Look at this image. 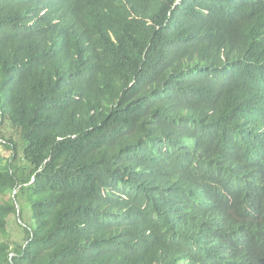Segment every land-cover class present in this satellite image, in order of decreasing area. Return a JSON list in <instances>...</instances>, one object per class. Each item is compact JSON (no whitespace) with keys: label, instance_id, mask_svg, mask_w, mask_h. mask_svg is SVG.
I'll return each mask as SVG.
<instances>
[{"label":"trees","instance_id":"16d2710c","mask_svg":"<svg viewBox=\"0 0 264 264\" xmlns=\"http://www.w3.org/2000/svg\"><path fill=\"white\" fill-rule=\"evenodd\" d=\"M250 263L264 0H0V264Z\"/></svg>","mask_w":264,"mask_h":264},{"label":"rangeland","instance_id":"374dc122","mask_svg":"<svg viewBox=\"0 0 264 264\" xmlns=\"http://www.w3.org/2000/svg\"><path fill=\"white\" fill-rule=\"evenodd\" d=\"M15 137H16V142L18 143V145H20V140H19V138H18V136L16 134H15ZM16 161L19 162V163L22 161L21 160V157H20V154H18V158L16 159ZM20 206L22 208V211H25L26 210V208L24 206V203L21 202V201H20ZM29 216H30V214L27 212L25 214V218H24L25 223H28ZM10 224H11V227H10L9 234H8L9 237H7L8 240L10 242H19V243L22 244L23 241H24V237H25L24 232L20 230V227L18 225V222H16V219L15 218L12 219V221H11Z\"/></svg>","mask_w":264,"mask_h":264},{"label":"clouds","instance_id":"9594fccd","mask_svg":"<svg viewBox=\"0 0 264 264\" xmlns=\"http://www.w3.org/2000/svg\"><path fill=\"white\" fill-rule=\"evenodd\" d=\"M17 136H18V134H17ZM18 138H19V137H18ZM12 140L14 141L15 144H17V142H16V137H15V136L12 138ZM18 154H20V157H21V152H20L19 150H17V157H16V159L18 158ZM21 160H23L22 157H21ZM15 192H16V191H13L12 196H13V194H14ZM16 207L18 208V205H16ZM18 211H19V210H17V213H16V219H17V221H19V223H20L22 226L27 227L26 223L24 222V219H22L21 216L18 215Z\"/></svg>","mask_w":264,"mask_h":264},{"label":"bare ground","instance_id":"6f19581e","mask_svg":"<svg viewBox=\"0 0 264 264\" xmlns=\"http://www.w3.org/2000/svg\"><path fill=\"white\" fill-rule=\"evenodd\" d=\"M260 178V177H259ZM203 194V193H202ZM251 264V263H250Z\"/></svg>","mask_w":264,"mask_h":264}]
</instances>
